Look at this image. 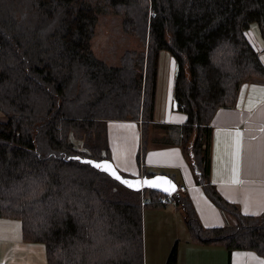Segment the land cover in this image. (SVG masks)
I'll list each match as a JSON object with an SVG mask.
<instances>
[{"label": "trees", "instance_id": "1", "mask_svg": "<svg viewBox=\"0 0 264 264\" xmlns=\"http://www.w3.org/2000/svg\"><path fill=\"white\" fill-rule=\"evenodd\" d=\"M110 12L141 45L117 63L93 48ZM255 26L264 42V0H0V109L8 117L0 121V217L19 221L22 240L42 244L48 264H146L144 209L174 201L193 242L264 258V213L243 214L210 177L217 111L236 103L245 82H264L249 38ZM162 51L177 62L175 103L187 121L158 130L167 143L178 138L198 184L232 224L204 227L180 191L147 196L82 161L111 160L110 120H141L143 160ZM177 263L175 246L167 264Z\"/></svg>", "mask_w": 264, "mask_h": 264}, {"label": "crops", "instance_id": "2", "mask_svg": "<svg viewBox=\"0 0 264 264\" xmlns=\"http://www.w3.org/2000/svg\"><path fill=\"white\" fill-rule=\"evenodd\" d=\"M257 43L259 48L256 49L260 51L264 64V45ZM176 76L175 58L162 51L152 122L156 126H150L143 160L139 156L141 120H110L107 122V137L111 160L121 173L128 176L141 177L145 173L165 175L179 189L185 186V191L181 193L190 198L204 227L232 224L234 218L222 211L198 184L191 160L178 138L167 143L163 138L167 130H159L160 135L157 133L159 125L179 127L187 121V115L175 108ZM211 160V182L224 198L238 205L243 214L264 213V82H245L236 103L217 111L212 121ZM180 210L174 201L165 207H146L143 212L144 228L152 219L156 225L170 222L174 226V219H184L185 214ZM15 223L0 218V263L48 264L44 246L23 241L20 224ZM177 228L176 225L173 227L169 241L182 233ZM187 239L186 245L179 246V250L183 247L192 258L185 264H264V258L255 251L236 250L229 253L222 245L193 242L191 235Z\"/></svg>", "mask_w": 264, "mask_h": 264}, {"label": "rangeland", "instance_id": "3", "mask_svg": "<svg viewBox=\"0 0 264 264\" xmlns=\"http://www.w3.org/2000/svg\"><path fill=\"white\" fill-rule=\"evenodd\" d=\"M249 38L256 48H259L257 41L260 46L264 45V42L260 37V28L257 26L249 32ZM93 48L97 56L107 61L117 63L119 62L121 54L124 53L127 48L140 49L141 45L136 37L125 35L123 33L120 18L110 12L100 18L97 32L93 40ZM7 119V115L0 109V121H7ZM157 133H160L159 130ZM136 175H138V173ZM150 194L151 189H147L146 195L150 196ZM180 212H182V210H180ZM0 218L8 222L15 221V224H20L18 223L19 221L16 220L11 221L9 218ZM174 220L176 222L175 225L178 227L177 229H181L182 233L178 234V237L173 238L171 241H169V235L175 225L173 226L170 222L156 225L153 219L148 221L147 228H144V255L146 264H167L175 246L177 245V249L179 250L180 245H186L189 241L187 238L190 235V232L185 217L182 221H180V219ZM179 252V262L177 264H185V261L192 260L190 254H187L183 247ZM32 259H38V257H33Z\"/></svg>", "mask_w": 264, "mask_h": 264}, {"label": "water", "instance_id": "4", "mask_svg": "<svg viewBox=\"0 0 264 264\" xmlns=\"http://www.w3.org/2000/svg\"><path fill=\"white\" fill-rule=\"evenodd\" d=\"M175 108H176V103H175ZM88 160L97 161V162L104 161V160H99L98 161V160H94V159H82L83 162H86ZM107 161H109V163L116 169L118 174L121 177H123L124 179H129V180H134V181H139L140 182L136 187H129L126 184L122 183L121 180H118L122 185H124L125 187H127V188H129V189H131L133 191L139 192V191H142V190H145V189H151V190H155V191L161 192V193H163V194H165L167 196H170V195L179 196L178 185L168 176L155 175V176H152V177H148V176L128 177V176H124L122 173H120V171L116 168V166H115V164L113 163L112 160H107ZM105 173L110 175V173H108V172H105ZM111 177L114 178L113 176H111ZM157 177H159L161 179L157 180ZM145 180L153 181L154 183L161 185V187H154V186H152L150 184H145V183H143V181H145ZM164 188H168L169 191H164Z\"/></svg>", "mask_w": 264, "mask_h": 264}, {"label": "snow or ice", "instance_id": "5", "mask_svg": "<svg viewBox=\"0 0 264 264\" xmlns=\"http://www.w3.org/2000/svg\"><path fill=\"white\" fill-rule=\"evenodd\" d=\"M237 135H239V133H237ZM76 159H80V158L76 157ZM86 163L93 165L96 169L110 173V175L113 176L115 179L121 180L122 183L126 184L129 187H136L140 183L139 181L124 179L123 177H121L118 174V172L116 171V169L107 160L100 161V162L88 160V161H86ZM159 179H161V178L157 177V180H159ZM143 183L150 184L154 187H161V185L156 184L153 181H149V180H145V181H143ZM164 191H169V189L164 188Z\"/></svg>", "mask_w": 264, "mask_h": 264}, {"label": "built area", "instance_id": "6", "mask_svg": "<svg viewBox=\"0 0 264 264\" xmlns=\"http://www.w3.org/2000/svg\"><path fill=\"white\" fill-rule=\"evenodd\" d=\"M180 189H181V191H185L186 188H185V186H181Z\"/></svg>", "mask_w": 264, "mask_h": 264}]
</instances>
